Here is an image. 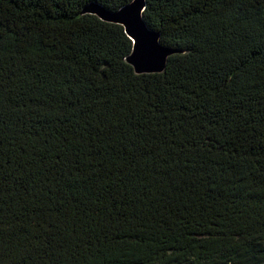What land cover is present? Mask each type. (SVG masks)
I'll return each mask as SVG.
<instances>
[{"label":"trees","instance_id":"trees-1","mask_svg":"<svg viewBox=\"0 0 264 264\" xmlns=\"http://www.w3.org/2000/svg\"><path fill=\"white\" fill-rule=\"evenodd\" d=\"M130 1L0 0V264H264V0H145L140 74Z\"/></svg>","mask_w":264,"mask_h":264},{"label":"water","instance_id":"water-1","mask_svg":"<svg viewBox=\"0 0 264 264\" xmlns=\"http://www.w3.org/2000/svg\"><path fill=\"white\" fill-rule=\"evenodd\" d=\"M144 6L145 0H131L115 10H109L99 3L90 2L83 7L82 12L123 27L132 41L126 61L135 73H159L164 70L166 58L177 50L162 45L159 33L147 27L142 18Z\"/></svg>","mask_w":264,"mask_h":264}]
</instances>
